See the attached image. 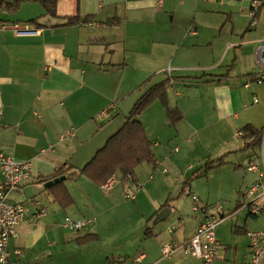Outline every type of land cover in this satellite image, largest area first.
I'll return each mask as SVG.
<instances>
[{
  "label": "crops",
  "instance_id": "1",
  "mask_svg": "<svg viewBox=\"0 0 264 264\" xmlns=\"http://www.w3.org/2000/svg\"><path fill=\"white\" fill-rule=\"evenodd\" d=\"M14 1L0 0V4ZM60 3L58 0L55 14L49 13L40 2H25L16 11L0 6V24L7 26L0 28V152L18 160H30L33 175L22 184L21 191L13 192L10 197L26 203L31 198H39L48 209L39 226H33L29 219L18 226V236L8 244L13 263L202 264L201 259L182 251L170 258L162 255L164 244L183 243L196 232L201 216L193 212L192 198V218L179 215L174 220L169 217L176 210L163 201L164 197L159 198V206L149 201L152 218L165 207L171 210L166 219L168 234L159 230L157 250L146 248L130 263L121 253H114L112 250L116 249L111 245L119 238L114 229L117 218L122 216L117 213L118 207L126 203L121 200L126 189L122 173L117 171L114 175L118 186L115 185L113 192L105 191L102 185L84 175L75 180L67 179V175L83 168L114 134L122 122V114L126 115L122 107L127 112L130 108V112L147 89L167 78L171 80L167 89L169 106L178 108L182 115L171 126L166 108L157 100L143 112L147 113L143 120L139 118L143 113L137 116L155 155L154 163L144 162L141 167L148 165L156 170L164 166L172 155L168 153L170 142L180 133L185 137L182 140L190 142L196 138L202 144L209 135L219 137L227 128L231 129L230 116L239 119L237 112L243 109L240 105L236 111L234 83L237 78L243 81V86L250 81L249 89L244 86L248 91L256 85L253 82L258 69L256 51L264 37H255L256 32H250L224 45H215L205 38L203 29L207 26L197 19L214 12L217 5L242 7L235 0L223 3L78 0L76 12L62 11ZM261 11L264 8L259 10L257 18ZM32 19L36 21L30 22ZM15 24L27 25L31 31L20 34ZM232 48L240 51L238 55L234 51V58L229 56ZM132 98L135 99L130 105ZM197 118L202 120L199 125L192 121L197 122ZM70 131H74V136L59 139ZM192 148L191 151L197 150V146ZM226 153L230 150L224 145L214 151L216 158ZM207 156L212 158V154ZM179 158L172 157V162H178ZM249 162L246 170L243 166L236 168L241 182L248 180V187L257 181L252 178L253 174L258 179L257 172L247 169ZM60 168H70L59 177L73 200L68 207L56 201L49 189L54 183L47 186ZM136 178L140 180L137 172ZM100 189L104 191L101 199L97 197ZM30 208L33 211V206ZM244 208L249 211L248 207ZM239 209L242 208L236 207L234 214ZM144 213L141 219H145ZM246 215L256 220L249 224L246 216L243 225L236 228V232L247 237L241 264L250 263L248 233L264 229V216H254L250 211ZM66 217L90 218L94 226L70 230L62 226ZM170 224L174 225L173 229ZM86 234L96 238L79 244L77 240ZM217 239L220 257L213 264L222 263V247L226 254L229 249L218 236ZM128 249L127 255L134 252ZM235 249L237 253L238 246ZM69 255L74 260L70 261ZM137 258L141 261L137 262Z\"/></svg>",
  "mask_w": 264,
  "mask_h": 264
},
{
  "label": "rangeland",
  "instance_id": "2",
  "mask_svg": "<svg viewBox=\"0 0 264 264\" xmlns=\"http://www.w3.org/2000/svg\"><path fill=\"white\" fill-rule=\"evenodd\" d=\"M60 1V8L62 11L67 12L73 10L76 12L78 0ZM240 3L243 4L241 5L242 7L217 5V7L214 8V12L197 19V22H201L207 26V29H203L204 33H206V39H211L210 42L215 45H224V43L228 44L240 40L242 35L249 34L250 32H256L255 37H264V11H261L262 13H260L257 18V26L249 29L248 27L251 26L250 23L252 19L249 15L248 4L247 2ZM234 51L237 52V55L240 53L238 48H232L229 53L230 57L234 55ZM233 91L234 97L238 100H235L236 111L239 109L240 105H242L243 109L237 112L240 116L239 119L235 118L234 115L230 116L229 120L232 124L231 129L227 128L225 133L220 134L219 137L217 135H209V138H206V141H203L202 144H199L196 138H193V142L182 140L185 137L183 134L181 136L180 133L174 136L170 142L171 148L168 149V153L172 155L169 161L165 162L164 166L157 167L156 170L150 168L148 165L145 167H141L143 166L141 165L136 168L140 180L144 183V189L134 200H125L121 198V200L126 203L118 207L119 212L117 211V213L122 214V216L117 218V225L114 227V229H116V234L119 236V240L116 239L118 241L115 240L111 244L112 247L116 249L112 251H114V253H121L126 262L132 263V260L146 248L151 251L157 250L159 247V230L168 234L167 220L155 222V217L152 218L153 214H151L152 207L150 202L159 206V198L164 197L163 201H167L168 205L176 210L169 218L174 220L175 218L177 219L179 215H183L185 218H192V200L185 192L187 186L191 187L192 190L201 197L202 203L222 205L226 214H228L216 230L222 245L229 247V249H227V254L222 247L221 264H223V262H227L228 264H241L243 261L241 256L243 253V246L247 242V237H243L245 234L236 232V228L243 225L246 220V214L249 213L247 208L243 209L246 202L244 194L248 188L249 182L248 180L247 182L240 181L236 168L243 166V170H246V164L249 161H254L261 168H264V84H256L253 86L252 91H248L244 88L243 81L237 78L234 83ZM254 95L258 97V103L252 101ZM134 99L135 98H132L130 100V105ZM245 102L248 103V105L245 106ZM129 110L130 108L127 112L125 108L122 107V111L126 113V115H128ZM146 114L147 113H143V115L139 117L140 120H143ZM125 116L122 114V122L120 126L115 128V132L125 122ZM169 121L171 126L175 124L170 119ZM192 121L196 125L202 122L199 118H197V122L193 119ZM248 123H251L256 129L261 131V142L259 144L247 146V144L250 143V139L237 135ZM154 137H157V134H155ZM176 145H178L179 151H175L174 146ZM222 145H224L225 149L230 150V153L224 158V163L207 169L206 165L209 161L213 162L219 159L216 158L218 156H215L214 151L215 148ZM194 146H197V150L191 151ZM188 150H190V153L187 154ZM210 154H212V158L209 156L205 158L206 155ZM174 156L180 157L176 163L172 162V157ZM190 164L192 167H190ZM164 168H166V171H163ZM151 174L153 178L149 179ZM118 175H120V173H118ZM252 178L257 180V175L253 174ZM75 179L76 178L69 180ZM113 191L114 190H111V192ZM102 195H104L103 190L100 191L97 197L104 198ZM238 206L242 209H239V211L234 214L233 211ZM144 211H146L147 214H145ZM141 213L145 214V219H141ZM261 215L264 216V211H262L258 217H262ZM247 218H249V224L256 220L251 215L247 216ZM150 232L152 233L149 234ZM237 246L238 250L236 253L235 248ZM128 247L131 250L134 249V252L132 253L131 251L129 255H127L128 251H130ZM68 259L70 261L74 260L72 255H69ZM262 262L264 263V256Z\"/></svg>",
  "mask_w": 264,
  "mask_h": 264
},
{
  "label": "built area",
  "instance_id": "3",
  "mask_svg": "<svg viewBox=\"0 0 264 264\" xmlns=\"http://www.w3.org/2000/svg\"><path fill=\"white\" fill-rule=\"evenodd\" d=\"M217 3H223L224 0H215ZM239 2H247L249 13L252 17L251 25H257V15L259 10L264 8V0H236ZM5 24H0V28H5ZM17 32L20 34L28 33L31 30L27 25H14ZM256 60L258 69L253 75V82L257 85L264 84V40L258 44L256 51ZM170 71L171 68H168ZM245 88L251 87L250 81L245 83ZM252 101L258 103L259 99L256 95ZM2 111L0 109V120ZM74 131L62 134L59 139L64 140L74 136ZM242 136V132L237 133ZM179 148L176 147L175 150ZM44 151V150H43ZM264 164V156H263ZM247 169L258 173V179L255 183L249 186L244 194L246 200L244 206L249 208L252 215L260 214L264 209V168L251 161ZM0 171L3 174V181L0 183V264H14L8 244L12 238L18 236V226L25 219H29L33 226L37 227L41 224L42 218L48 214V209L43 201L39 198H31L29 202H19L11 199V194L15 191H21V186L24 182L32 178V163L30 160H18L13 156L0 152ZM153 175L149 176L152 179ZM124 191L125 200H134L141 189L144 187L142 181L128 174ZM118 180L113 176L109 178L102 187L105 191L114 189ZM187 195H190L193 200V212L201 216V221L193 236L188 238L183 243H167L162 247V255L165 258L172 257L178 251H182L186 255H190L201 259L204 264H213L220 257L219 242L217 239V227L227 216L222 205H209L202 203L200 197L191 187L185 188ZM30 205L33 206L31 211ZM64 228L70 230H82L92 228L94 226L93 219L85 218L75 220L71 217H66L62 223ZM170 229L174 225L170 224ZM250 238V263L249 264H264L262 258L264 256V229L251 231L248 233ZM15 253H19L15 251ZM141 258H137L140 262Z\"/></svg>",
  "mask_w": 264,
  "mask_h": 264
},
{
  "label": "trees",
  "instance_id": "4",
  "mask_svg": "<svg viewBox=\"0 0 264 264\" xmlns=\"http://www.w3.org/2000/svg\"><path fill=\"white\" fill-rule=\"evenodd\" d=\"M29 1L40 2L51 14H55L56 12L58 0H15L13 3H2L0 6L6 7L11 11H16L23 3ZM35 21V19L30 20V22ZM170 83L171 80L167 78L147 89L136 101L127 115L125 123L118 131L108 138L106 143L97 150L93 158L83 168L69 173L67 179L84 175L102 185L109 178L113 177L117 171L122 173L123 180L126 179L128 174L136 178V168L138 166L144 162L154 163L155 155L152 149V143L147 136L143 124L137 119V116L141 115L154 102L159 100L166 108L169 119L175 123L182 114L178 108L171 109L169 106L167 89ZM242 133V137L244 136L250 139V143L247 146H253L261 142V131L256 129L251 123L243 127ZM227 155L228 153L216 161H209L206 165L207 169L224 163V158ZM67 170L60 168L51 178H59ZM49 189L62 207H68L73 203L72 197L63 181L54 183ZM95 238L93 234H86L80 237L77 242L84 244Z\"/></svg>",
  "mask_w": 264,
  "mask_h": 264
},
{
  "label": "water",
  "instance_id": "5",
  "mask_svg": "<svg viewBox=\"0 0 264 264\" xmlns=\"http://www.w3.org/2000/svg\"><path fill=\"white\" fill-rule=\"evenodd\" d=\"M238 176L240 177V181H241V176L238 173ZM61 178H56L54 180H51L47 183V186H49L50 184H53L57 181H60ZM171 210L167 207L163 208L156 216H155V222H161L164 221L168 218V216L170 215Z\"/></svg>",
  "mask_w": 264,
  "mask_h": 264
}]
</instances>
